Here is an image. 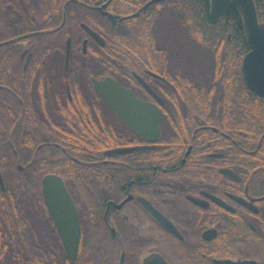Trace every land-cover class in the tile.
Wrapping results in <instances>:
<instances>
[{"label":"flooded vegetation","instance_id":"af4514ba","mask_svg":"<svg viewBox=\"0 0 264 264\" xmlns=\"http://www.w3.org/2000/svg\"><path fill=\"white\" fill-rule=\"evenodd\" d=\"M149 1L0 0V154L15 157L21 173L43 146L67 160L88 157L78 177L89 196L72 176L53 174L62 177L71 196L80 236L113 235V264H120L121 256L123 264H264V165L249 164L247 155L256 150L237 144L246 138L242 108L248 102L229 104L225 121L240 127L235 137L213 125L218 104L212 101V46L184 36L188 43L182 50L164 39L159 19L177 14L168 0ZM104 21L118 33L146 28V36L127 39L143 52L115 54L111 62L98 48L106 43L98 29ZM91 48L94 56L84 58ZM241 61L239 75L248 89ZM107 77L161 111L156 140L101 99L93 80ZM151 107L130 108L133 122H151ZM34 134L42 142L31 153L26 143L32 138L26 136ZM122 147L132 150L111 152ZM28 155L33 156L23 163ZM19 203V232H30L33 243L54 258L63 252L69 259L43 196ZM25 251L22 245V264Z\"/></svg>","mask_w":264,"mask_h":264},{"label":"trees","instance_id":"16d2710c","mask_svg":"<svg viewBox=\"0 0 264 264\" xmlns=\"http://www.w3.org/2000/svg\"><path fill=\"white\" fill-rule=\"evenodd\" d=\"M120 2L121 0H112L111 4L117 5ZM165 3L168 8L175 10L178 22L189 38L204 47L212 46V70L216 78V90L212 91L214 95L212 101L215 100L218 104L217 121L213 125L235 137L240 127L236 129V123L228 125L225 121L226 116L229 115V104L247 101V105L242 108L244 111L242 127L246 138L237 139V144L249 150H256L247 155L249 164L264 165V99L246 89L239 75L241 58L248 50L239 9L234 5H228L223 15L213 19L209 12L210 0H168ZM254 3L258 19L263 21L264 0H254ZM73 5L78 4L73 3ZM131 5L135 6V4ZM104 22L102 26H98V29L104 31L106 43L98 48L111 62L115 60V54L143 52V50H134L127 39L133 35L146 36V28L142 26L136 34L130 29L118 33L112 29L109 22ZM94 53L96 51L91 48L84 58L94 56ZM5 66L3 68L9 69L7 64ZM107 69L113 72L115 67L110 64ZM221 105H225V108L220 112ZM221 118L223 120H220ZM26 137V140L32 138L26 144L33 153L36 145L42 142V136L34 134ZM54 151L53 147L43 146L34 151V156L23 157L24 163V160L29 162L33 156L25 173L16 170L15 157L0 154V171L5 182V188L0 189V264H22V245L27 248L24 253L26 264H113L114 237L110 232H81L78 255L74 260L67 259L63 252L62 258H54V253L48 248L33 243L30 232H19V201L25 197H42L40 180L45 174L72 176L73 181L78 182L75 185L85 190L86 196H89L87 189L81 184L83 179L79 182L78 177L83 175L81 166L84 160L89 158L78 156V161L67 160L63 152L60 153L61 155H54ZM54 158L59 159L54 160ZM67 161L69 165L65 166Z\"/></svg>","mask_w":264,"mask_h":264},{"label":"water","instance_id":"95a60500","mask_svg":"<svg viewBox=\"0 0 264 264\" xmlns=\"http://www.w3.org/2000/svg\"><path fill=\"white\" fill-rule=\"evenodd\" d=\"M157 1L161 0H150L148 4ZM106 3L101 4L99 9H102ZM228 5H234L239 9L249 46V50L244 54L241 61L244 83L250 91L264 99V20L259 21L254 0H210L212 17L218 18L221 16ZM108 14L110 15V13ZM85 28L101 45L104 44L99 35L88 27ZM93 83L101 99L110 108L117 111L132 128L150 140L154 141L158 138L161 111L155 105L151 107L143 102L140 103V100H137L132 92L110 77L101 81L94 79ZM133 106L143 107L147 110H150L151 107V122H133L134 119L129 114V109ZM131 150L130 147H122L113 149L111 152H128ZM224 173L234 175L230 170H224ZM0 186L3 187L1 173ZM41 190L48 214L57 228V234L65 254L70 260H74L79 249V221L77 211L62 177L53 173L44 175L41 180ZM61 206L67 209L60 211L59 207ZM120 264H123V256H121Z\"/></svg>","mask_w":264,"mask_h":264},{"label":"rangeland","instance_id":"374dc122","mask_svg":"<svg viewBox=\"0 0 264 264\" xmlns=\"http://www.w3.org/2000/svg\"><path fill=\"white\" fill-rule=\"evenodd\" d=\"M165 17L163 16L162 18L159 19L160 25L157 28L159 33H161V36L164 39H167L169 41L170 40L174 41L176 43V45L178 46V48L183 50V46L185 45V43H188L185 40V37L187 36V34L183 33L184 35L182 36L181 33L179 32L180 28H179L178 22H177L178 19H177L174 12L169 13L168 17H166V18ZM178 48H177V51H179ZM184 53L186 55L192 56L193 51L189 50V47L185 46ZM196 55H198V54H196ZM40 234L43 235L41 232H40ZM43 240H44V238L42 237V241ZM55 249H57V248H55Z\"/></svg>","mask_w":264,"mask_h":264}]
</instances>
